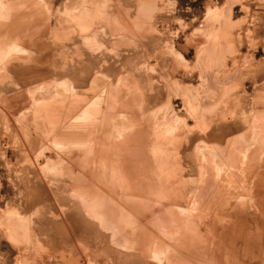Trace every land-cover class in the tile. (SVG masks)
Returning a JSON list of instances; mask_svg holds the SVG:
<instances>
[{
  "label": "rangeland",
  "instance_id": "1",
  "mask_svg": "<svg viewBox=\"0 0 264 264\" xmlns=\"http://www.w3.org/2000/svg\"><path fill=\"white\" fill-rule=\"evenodd\" d=\"M261 149L264 0H0V264H197L200 177L264 264V210L212 217Z\"/></svg>",
  "mask_w": 264,
  "mask_h": 264
},
{
  "label": "bare ground",
  "instance_id": "2",
  "mask_svg": "<svg viewBox=\"0 0 264 264\" xmlns=\"http://www.w3.org/2000/svg\"><path fill=\"white\" fill-rule=\"evenodd\" d=\"M89 106H91V104ZM73 138H74V136H73ZM79 138H80V135H79ZM229 143L230 142H228L226 144V147H227L226 149L230 148L229 145L231 143L230 144ZM93 147H94V145H93ZM249 150L251 151L250 146H246V148L244 149V151H245L244 152V155L246 157L249 155L248 154L249 153ZM255 153H253V154L255 155ZM256 158H255L256 160H261V163L260 164H258V162L255 163L253 160H251V161H253L251 164L247 163V165L246 164L244 165L245 167L243 169H240V170L238 169V173L240 174L239 177L241 178L240 180H242L240 183L242 185L240 184L239 187L236 190L239 191V192H240V190H242L243 191L242 193H247L249 195V200H248L249 203H247L246 200L243 202V199H244L243 197H242V200L241 201H238L241 198H239L238 200H234V198H233L234 195H232V194L235 193V191L228 190L226 192L225 198L222 201H221L220 198L217 197V195L214 194L215 201H214L213 210L215 212L212 214L213 222L215 224H217V225L218 224L219 225L222 224V230L223 231L225 230V228L228 227L226 221H224V219L221 218V217H224V215L222 214V212H224V211L227 214H238L239 216H241V215H244L245 216L246 209L253 208V210L257 212V215H259V216H262L263 215L262 212L264 210V149L258 155H256ZM249 160H250V158H249ZM212 169H213V167H212ZM206 172L209 175V179L206 178V181L208 182L207 184H209V183L211 184L212 183V186L209 189V192H212L213 187L215 186L214 184L217 183V182H215V180H219L220 179L219 178V174H211L210 173L211 172V169L210 168H208L206 170ZM219 173H220V171H219ZM198 185H199V187L195 191V193H196L195 196L197 198L196 201L198 200V202H196L197 203V207H196L197 212L195 214L196 223H195V226H194V229H193L194 230V242H195L193 247L195 248L196 253H197L195 259L197 258V264H218L219 261L213 260V256H216V254L217 255H220L221 250H223V252H225L226 245H224V246L222 245L223 247L221 246L220 240H219L221 236L218 238V236H216L215 234H213L212 230L209 229L208 226H207V224H206V220H207L206 217L208 216V214L206 215V213L203 212L202 206H201V199L204 197V194H203L204 191L201 189V186H200L201 185V177L198 179ZM216 186H217V184H216ZM215 189H216V187H215ZM225 189L226 188L223 187V190L224 191H225ZM209 192H208V194H209ZM218 193L219 192H217V194ZM245 195L246 194H244V196ZM220 209H221V212H220ZM229 228H230V226H229ZM221 263L222 262L220 261L219 264H221Z\"/></svg>",
  "mask_w": 264,
  "mask_h": 264
}]
</instances>
